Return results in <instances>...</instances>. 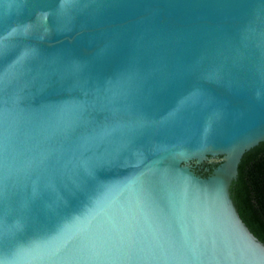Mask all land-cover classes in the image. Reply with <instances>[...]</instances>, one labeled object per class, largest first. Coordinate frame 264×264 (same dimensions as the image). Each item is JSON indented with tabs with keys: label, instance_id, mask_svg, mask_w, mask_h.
Wrapping results in <instances>:
<instances>
[{
	"label": "water",
	"instance_id": "95a60500",
	"mask_svg": "<svg viewBox=\"0 0 264 264\" xmlns=\"http://www.w3.org/2000/svg\"><path fill=\"white\" fill-rule=\"evenodd\" d=\"M260 142L264 0H0V264H264Z\"/></svg>",
	"mask_w": 264,
	"mask_h": 264
},
{
	"label": "trees",
	"instance_id": "16d2710c",
	"mask_svg": "<svg viewBox=\"0 0 264 264\" xmlns=\"http://www.w3.org/2000/svg\"><path fill=\"white\" fill-rule=\"evenodd\" d=\"M231 192L241 218L264 242V142L243 154Z\"/></svg>",
	"mask_w": 264,
	"mask_h": 264
},
{
	"label": "flooded vegetation",
	"instance_id": "af4514ba",
	"mask_svg": "<svg viewBox=\"0 0 264 264\" xmlns=\"http://www.w3.org/2000/svg\"><path fill=\"white\" fill-rule=\"evenodd\" d=\"M208 166L211 168L213 166V164H208ZM200 171H202V170H200Z\"/></svg>",
	"mask_w": 264,
	"mask_h": 264
}]
</instances>
